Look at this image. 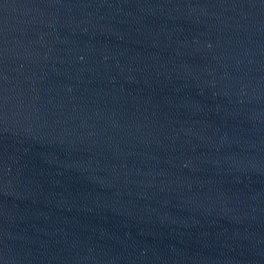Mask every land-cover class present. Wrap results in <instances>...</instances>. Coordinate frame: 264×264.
Instances as JSON below:
<instances>
[{
    "label": "water",
    "instance_id": "95a60500",
    "mask_svg": "<svg viewBox=\"0 0 264 264\" xmlns=\"http://www.w3.org/2000/svg\"><path fill=\"white\" fill-rule=\"evenodd\" d=\"M0 264H264V0H0Z\"/></svg>",
    "mask_w": 264,
    "mask_h": 264
}]
</instances>
